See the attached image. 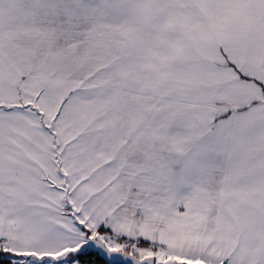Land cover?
Here are the masks:
<instances>
[{
	"label": "snow or ice",
	"instance_id": "6c2138e0",
	"mask_svg": "<svg viewBox=\"0 0 264 264\" xmlns=\"http://www.w3.org/2000/svg\"><path fill=\"white\" fill-rule=\"evenodd\" d=\"M0 264H264V0H0Z\"/></svg>",
	"mask_w": 264,
	"mask_h": 264
}]
</instances>
